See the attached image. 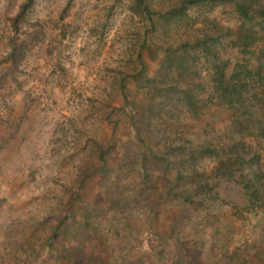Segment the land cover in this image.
<instances>
[{
    "label": "rangeland",
    "instance_id": "1",
    "mask_svg": "<svg viewBox=\"0 0 264 264\" xmlns=\"http://www.w3.org/2000/svg\"><path fill=\"white\" fill-rule=\"evenodd\" d=\"M143 1L152 25L137 0H33L24 10L25 0H0V264H70L77 255L83 264H264V131L209 96L215 61L256 65L264 42L248 54L232 43L241 20L231 3L177 11L175 0ZM212 29L218 37L204 50L194 38ZM159 72L176 89L201 84V101L149 86ZM150 98L151 117L168 116L167 135L185 146L239 144L245 161L228 163L232 173L188 157L203 174L186 182L205 185L201 202L180 203L165 178L143 182L129 170L126 158L140 152L131 116L146 115ZM98 145L107 150L103 181ZM115 186L122 198L107 201ZM134 188L142 193L131 204Z\"/></svg>",
    "mask_w": 264,
    "mask_h": 264
},
{
    "label": "trees",
    "instance_id": "2",
    "mask_svg": "<svg viewBox=\"0 0 264 264\" xmlns=\"http://www.w3.org/2000/svg\"><path fill=\"white\" fill-rule=\"evenodd\" d=\"M214 1L216 0H175L174 2L176 5V10L179 11L180 6H183L186 3H190L195 6L199 2L209 4ZM32 2L33 0H25L23 3V10ZM221 2L231 3L239 20H241L240 27L235 33H233L235 37L232 38V43L235 44L239 50L241 49L245 54L251 52L253 53L254 44L256 42H264V26L261 23H259L258 28L255 25H252V22L256 20H261L264 22V0H221ZM137 4L145 11L148 21L152 25V9H150V7L146 5L143 0H137ZM23 10H21V12ZM165 16L166 13L162 16V18ZM248 25L250 27L247 28ZM215 31V29L209 31L205 30L201 38L195 37L194 39L197 40L196 43L203 42V49L208 50L211 46H209L207 42L209 40H216L213 38L214 36L218 37L217 33L215 34ZM259 58L260 59L256 65L250 64L244 59L232 67L229 66L228 62L215 61L213 63V69L209 80V83L211 84V93L209 96L211 98H217V101L219 102L218 104L224 106L225 110L233 116L235 122L240 118L236 114L242 112V114L247 117L249 126L251 125L253 119H255L257 124H260L259 127L261 132H263L264 101L257 100V97L254 95L256 86L252 84V79L254 77H257L256 81L259 82V84H264V73L261 72L264 71V69L262 63L260 62V60L264 58V50L262 49L259 51ZM183 60H185V57H183ZM228 70L231 71L229 75L227 74ZM140 74H143V69L138 73V75ZM147 80L148 85L151 83L152 88L167 86L169 89L176 92V97L178 99L184 101L188 105H193L197 100L201 101L199 98L195 99V87L200 86L201 84H195L194 87L191 85H185L184 87L176 89L175 85L177 82L175 84V81L167 83L168 79L163 80V78L160 76V72L159 74L156 73L154 77ZM249 92H252L253 95L249 96ZM145 107L147 108L146 115L135 112L131 116V124L135 130V135L139 140L137 143L140 152L133 153L132 156L126 158L127 165L129 166L130 171L133 168H138V171L142 176L141 178L138 176V178L143 182L152 183L153 180H155V176L162 177L163 179L165 178V185L163 187L164 192L173 194L178 202H193V200L196 198H198L199 202H201V199L198 197V193L203 191L205 187V185L203 187L201 182L192 183V185H186V182L190 178H193V175H203L199 172V170L197 171L193 163H191V160H187L188 157L190 158L192 156L201 155L205 158H209L210 160L217 159L219 164L224 166L225 170L229 169V164H232L233 166L237 164L238 161H245L244 157H241V155L238 153L237 148L239 144L237 143L228 146L223 145L221 147H215L213 145H199L194 146L193 149L185 146V144H183L185 139H183L182 136L178 134L174 135L173 137L167 135L166 130L168 127V116L165 115L160 120H157L156 115L153 118L151 117L153 110H155L157 107L155 100L150 98L148 104ZM254 114H257V116ZM97 151L98 157L102 162L99 173L101 174L100 179L103 181L104 177H102V172L105 170L104 156H106L107 150L100 148L98 145ZM170 158L176 159L178 161L171 164ZM158 163L164 167H160L159 169ZM168 169L173 170V176L171 178L169 177V179L167 178ZM214 170L221 171L220 166L219 168L215 167ZM235 170L236 168L232 167L228 171L223 172L226 174L235 172ZM254 177L256 178L258 176L254 175ZM116 183L117 182L114 184ZM140 192L135 188L130 192L131 195L128 197V200L131 204H134L139 200L137 198ZM107 194V201H112L114 199L118 201V199H121L123 195V193L120 192V189L116 186L112 189L109 188L107 190ZM143 200L149 205L150 202L147 194H144ZM185 204H187V202L183 203V206ZM198 215L202 216L203 214L199 211L196 216ZM60 221H62V219L57 221L55 225L56 229L60 226ZM83 221L86 223L85 219H83ZM52 238H54V235ZM78 241L79 242H77V246L72 249L76 252L81 251L84 244L83 240L80 239ZM81 260L82 259L79 257V255H77L71 260L70 264H83ZM93 264L95 263L93 262Z\"/></svg>",
    "mask_w": 264,
    "mask_h": 264
}]
</instances>
